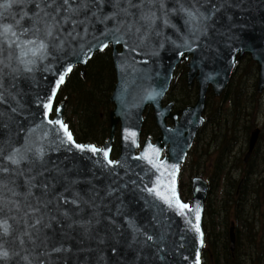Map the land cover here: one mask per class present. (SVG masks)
<instances>
[{
    "label": "water",
    "instance_id": "1",
    "mask_svg": "<svg viewBox=\"0 0 264 264\" xmlns=\"http://www.w3.org/2000/svg\"><path fill=\"white\" fill-rule=\"evenodd\" d=\"M108 45L109 138L77 142L65 101L51 119L55 99L72 69L84 75ZM244 53L262 91L264 0H0V264H201L208 184L192 178L183 201L180 165L204 122L208 87L221 94ZM183 60L197 99L173 112L162 99ZM147 106L160 135L141 145ZM258 136L254 128L244 161ZM229 239L232 251L233 227Z\"/></svg>",
    "mask_w": 264,
    "mask_h": 264
},
{
    "label": "trees",
    "instance_id": "2",
    "mask_svg": "<svg viewBox=\"0 0 264 264\" xmlns=\"http://www.w3.org/2000/svg\"><path fill=\"white\" fill-rule=\"evenodd\" d=\"M248 58L251 59L250 56ZM180 65V75L176 74V70L174 78H178L171 91L184 88L185 95L192 94L196 98L197 86L194 84L191 87L188 84L186 64L182 62ZM257 71L258 67L255 65L252 75L255 83L249 94L252 98L258 94ZM114 83L115 71L110 47L93 55L87 63L84 76L78 66L68 75L60 88L56 103L67 99L64 118L71 129L77 128L74 132L77 140L98 145L108 138L109 112L113 108L109 99ZM231 85L224 90L218 105L213 106L206 116L208 124L218 126L217 131L210 133V137L218 142V147H215L217 154L213 157V166L205 163L202 170V175L204 172L209 174V193L204 207L202 264H264V165L257 172L258 163L253 164L251 157L245 164L232 166L231 170L226 171L227 159H230L232 149L239 143L238 133L243 134V143H248L249 134L256 127V114L260 107L256 106L254 98L250 102L249 96L241 97L246 90L241 84L226 95ZM210 94L214 95L212 91ZM168 99L174 100L177 107L191 103L182 97ZM208 105L209 98L206 109ZM146 111L145 119H149L150 124L143 126L142 138H155L159 135V130L154 122L152 108L149 107ZM229 123L232 127H228ZM117 151L118 143L113 146V153L116 154ZM206 155L209 162L211 157L209 153ZM262 163L264 164V157ZM183 166L184 164L181 166L182 170ZM231 225H234L236 234L233 253L229 248Z\"/></svg>",
    "mask_w": 264,
    "mask_h": 264
},
{
    "label": "rangeland",
    "instance_id": "3",
    "mask_svg": "<svg viewBox=\"0 0 264 264\" xmlns=\"http://www.w3.org/2000/svg\"><path fill=\"white\" fill-rule=\"evenodd\" d=\"M238 58H239L238 65L236 66L237 69L235 68L233 70L232 75L230 77V80L226 84V87L224 88V90H226L228 88V86H230V84H232L231 87L226 91V95H227L228 93H232V90H234V88H236L239 84H241L242 88L244 86L246 87V90L241 95V97L246 98L249 96L250 91L252 92V90H253L252 86L255 82H253L252 75L254 74L253 73L254 66L257 65V63L255 62V60L252 57H251V59H249L248 54H245V53ZM183 61H185V60H183ZM185 62L187 65L188 61H185ZM180 66L181 65H178L176 68V70H177L176 74L177 75H180L179 74L181 71ZM235 70H236V72H235ZM177 78H178V76H176V78L172 79L170 86H169V89L166 92V97H167L166 99H168V97H171L172 99L182 97L188 101L190 100L191 101L190 104H193L196 101V98H194L192 96V94H191V96L185 95L184 88H178L173 92L171 91L172 85L174 83H176ZM196 83L197 82L194 79V81L189 85L192 87V85H194V84L196 85ZM210 87L211 86L208 87V91L206 94V106H207V102H208V98H209V105L205 111L206 116H208L207 114L210 113L213 106L218 105L219 100L221 98V95L224 92V90H223V92L221 94H218V95L214 94L212 96V94H210V92L212 91ZM111 93H110V96H111ZM253 98L255 100L256 106L260 107L258 113L256 114V125L260 128V132H259L258 142H257L256 147H255V149H254V151L250 157H252L251 159H252L253 164H255L256 162L258 163V167H259V169L257 170V172H258V171L262 170L260 168H262L264 165L262 163V157H264V155H263V152H264V89L262 91L258 92L257 95H254ZM253 98L250 97L249 101L251 102L253 100ZM173 102H174V105L172 107L173 110L176 108H181V107H177L178 105L175 101H173ZM66 105H67V99H66ZM250 105H252V103H250ZM112 110H113V108L110 110L109 116H110V113ZM146 112L147 111L144 112V118H145ZM146 121L147 120L145 119L143 122V125H142V129H143V126H145L146 124H148V125L150 124L149 119L147 122ZM207 121L208 120L206 118L202 127L198 130V132L199 131H201V132L199 134L197 133L198 135L196 134V136H195L196 140L194 142V145H192L190 147V149L192 148V151L188 154L186 160L184 161L183 164L185 167L183 166V170H181V173H180L181 194L186 199H190V197H191V193L189 192V190H191V182H190L191 176L202 175L203 165L205 163H208L209 166H213V157L217 154V149L215 147H218L217 146L218 142L214 141L213 138L210 137V133L217 131L218 126L216 124L212 126L211 124H208ZM99 127H100V125H99ZM116 127L118 128V125ZM228 127H232V124L229 123ZM72 129L74 130V132L77 131L76 127L72 128ZM117 132L118 131L116 129L115 136H114L115 140L113 142L114 145L117 144V139H118ZM238 134L240 136L239 137V143L232 149V152H231L232 155H231L230 159L229 160L227 159L226 171L231 170L233 167H239L240 165L245 164V163H241V162H242L243 157L247 151V142L243 143V134L242 133L241 134L238 133ZM156 137H158V136H156ZM256 151H258L257 155L255 154ZM207 153H209V155L211 157L209 162L207 161V159H208V156L206 155ZM239 160H241V162ZM257 174L254 176L256 177ZM208 175H209L208 172H204V174L202 176L206 177L207 181H208ZM184 195H186V196H184ZM203 223H204V220H203ZM202 250H203V248H202ZM233 252H234V250H232V253ZM204 264H206V262Z\"/></svg>",
    "mask_w": 264,
    "mask_h": 264
},
{
    "label": "snow or ice",
    "instance_id": "4",
    "mask_svg": "<svg viewBox=\"0 0 264 264\" xmlns=\"http://www.w3.org/2000/svg\"><path fill=\"white\" fill-rule=\"evenodd\" d=\"M64 2H65V4H67L68 3V0H64ZM7 30H8V28L6 27L5 28V31H7ZM63 78H64L63 76L60 77V81L61 82L63 81ZM46 107H48V105H46ZM55 123H60V122L59 121H55ZM61 126L65 128V131H67L66 126H64V125H61ZM68 139L71 140V135L70 134L68 136ZM78 147H81V146L78 145ZM93 151H95V149H93ZM105 155H107V153H105ZM9 159H13V157H9ZM14 162H17V161L14 160ZM178 206L181 209H184V208H187L188 207V205H185V204H179ZM196 218H197V220H199V211H197ZM196 230L199 231V226L198 225L196 226ZM6 255H7L6 252H0V256H6Z\"/></svg>",
    "mask_w": 264,
    "mask_h": 264
},
{
    "label": "bare ground",
    "instance_id": "5",
    "mask_svg": "<svg viewBox=\"0 0 264 264\" xmlns=\"http://www.w3.org/2000/svg\"><path fill=\"white\" fill-rule=\"evenodd\" d=\"M205 111H206V110H204V112L202 113V116H203L204 120H206V113H205ZM200 128H201V127H200ZM200 128H199V129H200ZM234 235H235V239H236V234H235V232H234Z\"/></svg>",
    "mask_w": 264,
    "mask_h": 264
}]
</instances>
